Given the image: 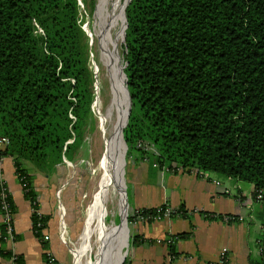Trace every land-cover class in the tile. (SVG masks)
<instances>
[{"label": "trees", "instance_id": "obj_1", "mask_svg": "<svg viewBox=\"0 0 264 264\" xmlns=\"http://www.w3.org/2000/svg\"><path fill=\"white\" fill-rule=\"evenodd\" d=\"M80 9L79 0H0V138L9 140L0 156L14 161L37 210L26 164L53 175L74 159L93 117L95 80ZM124 32L128 155L213 174L252 188L255 199L262 192L260 259L253 264H264V0H131ZM49 221L33 215L34 227ZM6 242L2 224L0 245Z\"/></svg>", "mask_w": 264, "mask_h": 264}, {"label": "crops", "instance_id": "obj_2", "mask_svg": "<svg viewBox=\"0 0 264 264\" xmlns=\"http://www.w3.org/2000/svg\"><path fill=\"white\" fill-rule=\"evenodd\" d=\"M133 158L135 162H132L126 180L131 189V214L166 206L174 212L186 211L187 217L171 215L161 221L131 225L130 233L131 230L133 233L128 264H218L222 252H226L228 264H253L260 259L262 203L253 197L252 188L236 186L213 174L197 177L163 172L152 164L155 173H151L148 161ZM3 165L2 177L15 208L14 233L17 239L0 245V252H12L21 257L24 264H48L45 250L55 254L53 243L47 244L36 235L33 205L17 177L14 161L4 158ZM31 175L35 184L36 174ZM225 190L229 194H225ZM225 217H244L245 220L243 223L237 220L227 223ZM2 224L0 213V226ZM181 234L189 237L177 239ZM172 239L175 240L176 253L173 258L171 245L166 243ZM0 264H12V260L0 256Z\"/></svg>", "mask_w": 264, "mask_h": 264}, {"label": "rangeland", "instance_id": "obj_3", "mask_svg": "<svg viewBox=\"0 0 264 264\" xmlns=\"http://www.w3.org/2000/svg\"><path fill=\"white\" fill-rule=\"evenodd\" d=\"M128 1L103 0L105 11L116 15L111 20L109 33L117 46L116 62L122 68V71L125 10L127 9ZM80 3V20L84 32L90 39V68L95 80L93 117L86 125L83 143L76 151L74 159L72 161L66 159L65 164L59 167L53 175L47 176L36 170L31 164H26L29 172L36 174L34 187L38 195L39 211L44 217L50 218L45 231L46 243H50V245L53 243L51 246L54 248L57 264H76L73 251L79 249L83 251L82 264H93L96 260L97 248L94 246L95 239L88 237V230L90 215L98 202L101 188L107 181V179L103 180L107 169L104 145L105 131L108 130L115 133L121 119H125L126 116V109L124 108L123 110L121 108L119 110V105L115 100L113 81L102 63L101 44L99 38H96L95 35V32H98V34L101 32L100 22L96 17L100 0H81ZM124 153L127 237L129 242V246L121 252V254H125V260L129 256L133 233V230L130 233L131 189L126 180L128 172L133 166L132 162L135 161H133L134 158L128 155V149H125ZM134 157L136 158L137 154ZM153 158H148L146 161L150 165L152 164L162 169L156 159L154 160ZM152 165L151 173H155ZM121 202L122 198L117 194L113 201L114 204L111 207L110 215L106 219L107 230L122 224V219L118 214ZM113 212H115L114 215Z\"/></svg>", "mask_w": 264, "mask_h": 264}, {"label": "bare ground", "instance_id": "obj_4", "mask_svg": "<svg viewBox=\"0 0 264 264\" xmlns=\"http://www.w3.org/2000/svg\"><path fill=\"white\" fill-rule=\"evenodd\" d=\"M114 16L116 15L109 14L105 11L103 0H100L96 17L100 22L101 32L100 34L95 32V35L96 38H99L101 44L102 63L113 81L115 100L119 105V110L121 108L123 110L124 108L126 109V116L125 119H121L115 133L108 130L105 131L104 145L107 169L103 180L107 179V181H105L101 188L98 202L94 206L89 218L88 237L95 239L94 246L97 248L96 260L93 264H122L125 254L123 255L121 252L129 246L127 237L126 187L124 181V151L127 147L124 143L122 132L126 125L130 102L122 68L116 62L118 49L109 33L111 20ZM117 194L122 198V202L118 208V214L122 219V224L107 230L106 219L110 215V210ZM73 252L76 258V264H82L83 251L79 249Z\"/></svg>", "mask_w": 264, "mask_h": 264}, {"label": "built area", "instance_id": "obj_5", "mask_svg": "<svg viewBox=\"0 0 264 264\" xmlns=\"http://www.w3.org/2000/svg\"><path fill=\"white\" fill-rule=\"evenodd\" d=\"M81 4V3H80ZM7 145H9V140L7 138H0V151L6 147ZM138 148L147 152V153H151L154 154L155 156H158V152L149 144L146 142H140L138 144ZM3 161L4 158L0 156V207H1V211H2V216H3V224H5L6 226V241L9 242H13L15 241V233H14V221H15V212L13 210V206L11 205L9 199L10 194L8 192V190L6 189L5 186V182L3 179V171H4V165H3ZM162 170L164 172H173V173H186V174H191V175H195L197 177H207L209 174L204 173V172H200L199 170L193 169V168H182V167H178L176 165L170 167V166H163ZM19 181L21 182V185L23 186L24 191H28L27 185L23 183V181L19 178V176L17 175ZM218 186H220L219 182L216 183ZM225 194H229V191L225 190L224 191ZM263 199V193L260 192L256 198L257 201L261 202ZM34 209V208H33ZM33 214L37 215L40 219H42L44 217V215L37 209L33 210ZM175 212L169 210L168 208L163 209L158 208L157 209V214L155 216L149 215V216H145L142 213V210H138V211H134L133 214H131V222L130 225H135L138 226L141 223H147V222H153V221H161L164 218H168L171 215H174ZM234 220H237V222L243 223L244 222V217H239L237 219H235L234 217H225L224 221L227 223H230ZM47 229V226L44 225V223L39 222L36 224L35 227V232L39 233L42 235V241H46V235H45V231ZM168 244V246L174 244V240H169L166 242ZM46 256H47V261L48 264H57L56 262V258L55 255L52 251L50 250H45ZM12 264H16V257L12 258ZM218 264H228V257L226 252H222L219 259H218ZM122 264H128L127 263V259L125 258V260L123 261Z\"/></svg>", "mask_w": 264, "mask_h": 264}, {"label": "water", "instance_id": "obj_6", "mask_svg": "<svg viewBox=\"0 0 264 264\" xmlns=\"http://www.w3.org/2000/svg\"><path fill=\"white\" fill-rule=\"evenodd\" d=\"M79 1L81 2V0H79ZM130 2H131V0L128 1V3H127V7L129 6V3H130ZM125 18H126V10H125ZM123 70H124V69H123ZM124 75H125V74H124ZM125 78H126V75H125ZM126 90H127L128 96H129L130 108H129V111H128V116H127L126 125H125V127H124L122 133H123V140H124V143H125V145H126V147H127V144H126L125 139H124V130H125V128L128 126L129 118H130L131 111H132V101H131V96H130V94H129V90H128V88H127V81H126ZM127 149H128V147H127ZM126 151H127V150H126Z\"/></svg>", "mask_w": 264, "mask_h": 264}]
</instances>
